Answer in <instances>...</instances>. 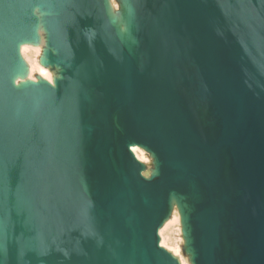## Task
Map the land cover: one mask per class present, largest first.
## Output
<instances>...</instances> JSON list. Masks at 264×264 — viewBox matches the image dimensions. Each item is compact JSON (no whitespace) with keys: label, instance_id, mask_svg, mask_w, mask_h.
<instances>
[{"label":"water","instance_id":"1","mask_svg":"<svg viewBox=\"0 0 264 264\" xmlns=\"http://www.w3.org/2000/svg\"><path fill=\"white\" fill-rule=\"evenodd\" d=\"M129 2L134 53L104 0H0V264H178L158 243L172 191L196 264H264V0ZM36 6L64 72L26 94Z\"/></svg>","mask_w":264,"mask_h":264},{"label":"bare ground","instance_id":"2","mask_svg":"<svg viewBox=\"0 0 264 264\" xmlns=\"http://www.w3.org/2000/svg\"><path fill=\"white\" fill-rule=\"evenodd\" d=\"M108 16L115 26L117 33L124 45L134 53L136 51L137 39L135 36L136 14L133 5L129 0L123 4L124 11L118 15L119 6L117 0H104ZM50 14L36 6L33 9V15L36 22L33 28L34 37L25 38L18 44V55L22 63V70L14 72L12 76L13 85L26 94L33 93L32 84L48 83L52 87H58V81L63 78L64 69L57 63H52L46 53L45 47L48 41L44 34L47 32L45 27V16ZM51 48V47H50ZM56 53V50L51 48ZM44 54V60L40 55ZM129 150L134 158L143 165L141 174L149 179L159 173L154 166L155 153L147 149L146 146L136 143H129ZM148 151V152H147ZM88 193L91 189L85 182ZM178 192L170 193L171 216L164 220L158 230V243L177 261L178 264H196L195 250L192 247V229L190 224V215L194 210V202L190 198ZM189 199V198H188ZM194 199V198H193ZM178 225L179 238L175 236L172 240L166 236L165 231L169 226ZM183 246L187 247V252L183 251ZM2 245L0 244V253Z\"/></svg>","mask_w":264,"mask_h":264},{"label":"rangeland","instance_id":"3","mask_svg":"<svg viewBox=\"0 0 264 264\" xmlns=\"http://www.w3.org/2000/svg\"><path fill=\"white\" fill-rule=\"evenodd\" d=\"M125 1L126 0H117L118 6H119L118 15H122V12L124 11L123 4L125 3ZM44 36H45V38L48 41V45L45 47L46 53H48L49 51H52L51 48H50V46H49V35H48V32H45ZM40 57H41V59L44 60V54H41ZM20 69L22 70V67H20ZM154 161H155L154 166L157 167V159H156V157L154 158ZM170 216H171V213H169L167 217L169 218ZM165 234H166V236H169L170 239H172V240L175 238V236L179 238V235H178V225L169 226L166 229ZM183 251L187 252V247L186 246H183ZM187 254H188V252H187Z\"/></svg>","mask_w":264,"mask_h":264}]
</instances>
